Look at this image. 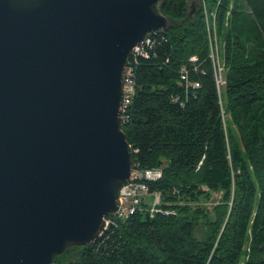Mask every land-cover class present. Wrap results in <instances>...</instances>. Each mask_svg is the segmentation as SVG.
<instances>
[{
	"label": "trees",
	"instance_id": "1",
	"mask_svg": "<svg viewBox=\"0 0 264 264\" xmlns=\"http://www.w3.org/2000/svg\"><path fill=\"white\" fill-rule=\"evenodd\" d=\"M191 10L162 0L167 30L129 60L134 94L122 131L135 169L161 177L144 181L133 215L53 264H264V0ZM214 27L224 39L219 70Z\"/></svg>",
	"mask_w": 264,
	"mask_h": 264
},
{
	"label": "water",
	"instance_id": "2",
	"mask_svg": "<svg viewBox=\"0 0 264 264\" xmlns=\"http://www.w3.org/2000/svg\"><path fill=\"white\" fill-rule=\"evenodd\" d=\"M161 2L0 0V264H52L116 213L124 70Z\"/></svg>",
	"mask_w": 264,
	"mask_h": 264
},
{
	"label": "built area",
	"instance_id": "3",
	"mask_svg": "<svg viewBox=\"0 0 264 264\" xmlns=\"http://www.w3.org/2000/svg\"><path fill=\"white\" fill-rule=\"evenodd\" d=\"M148 35L145 38V41L141 45L135 47L132 50L131 57L137 56V55L146 57V48L147 46L150 45V40L148 38ZM210 49H211L210 57L212 60H215L213 43ZM129 60L124 70L123 97H122V104L120 108L121 122H123L124 120L123 114L126 112L127 106L130 103V100L134 94V76H133V70L129 66ZM182 79H184L183 76H182ZM217 83L220 85L223 83L220 76L217 80ZM160 177H161L160 170L140 171L134 168L131 182L129 184L122 186L119 189L118 196H117L118 209L114 215L108 217L105 220V225H104L103 231L100 234L99 238L103 236V234L107 231L109 227L115 225L116 219H121V220L126 219L128 216L133 215L136 212V210L139 209L140 203L143 200V197L146 196V192H147V188H146V185L144 184V181H154V180L159 179ZM158 204H159V196L157 194H154L152 196V203L149 208L150 214L157 211L156 207Z\"/></svg>",
	"mask_w": 264,
	"mask_h": 264
},
{
	"label": "rangeland",
	"instance_id": "4",
	"mask_svg": "<svg viewBox=\"0 0 264 264\" xmlns=\"http://www.w3.org/2000/svg\"><path fill=\"white\" fill-rule=\"evenodd\" d=\"M187 4L191 7L198 8L201 6V8L204 7V0H187ZM214 32H212V43L214 46V58L217 69H219V63L220 60L223 58V52H224V39L219 40L217 37L216 28L213 29ZM206 205L208 207L212 206V202H207Z\"/></svg>",
	"mask_w": 264,
	"mask_h": 264
}]
</instances>
